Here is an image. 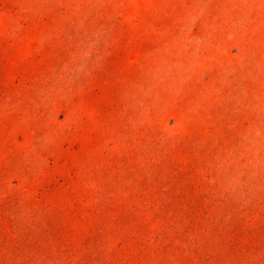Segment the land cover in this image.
<instances>
[{
  "label": "rangeland",
  "instance_id": "obj_1",
  "mask_svg": "<svg viewBox=\"0 0 264 264\" xmlns=\"http://www.w3.org/2000/svg\"><path fill=\"white\" fill-rule=\"evenodd\" d=\"M0 264H264V0H0Z\"/></svg>",
  "mask_w": 264,
  "mask_h": 264
}]
</instances>
